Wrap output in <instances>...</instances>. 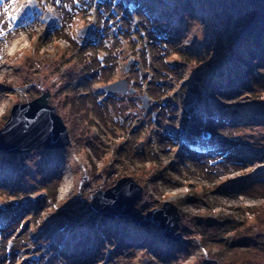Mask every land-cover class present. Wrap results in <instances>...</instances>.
Returning <instances> with one entry per match:
<instances>
[{"label":"rangeland","instance_id":"obj_1","mask_svg":"<svg viewBox=\"0 0 264 264\" xmlns=\"http://www.w3.org/2000/svg\"><path fill=\"white\" fill-rule=\"evenodd\" d=\"M131 1L35 0L21 19L16 10L25 0H0V129L13 105L48 91L70 138L62 148L0 150V264L264 261V252L231 248L257 232L264 239V178H257L264 172V114L249 116L252 98L237 90L242 84L204 95L207 60L182 55L208 41L215 53L214 24L195 0ZM16 37L24 44L11 52ZM255 73L246 77L250 89L264 86V65ZM123 79L134 91L100 90ZM216 104H231L243 122L211 117ZM122 177L143 188L138 213L165 202L178 208L180 240L164 237L157 224L139 234L130 219L88 208L93 193ZM253 177V188L238 184ZM64 184L69 191L61 194ZM208 221L218 226L206 228Z\"/></svg>","mask_w":264,"mask_h":264},{"label":"trees","instance_id":"obj_2","mask_svg":"<svg viewBox=\"0 0 264 264\" xmlns=\"http://www.w3.org/2000/svg\"><path fill=\"white\" fill-rule=\"evenodd\" d=\"M173 2L174 4H180L181 0H173ZM195 3L206 10L205 22L208 25L214 24L212 30L214 32L213 49H215V53L214 55L211 53L212 41H208L201 45L196 53L182 51V55L188 56L190 54L189 56L193 55L200 61L207 60L209 65L205 70L209 76L205 85L209 87V92L204 91V95L207 96V93H209L208 97L212 98L214 92L218 93L221 90L230 93L236 88V84H242L241 89L237 90L241 92L246 89L249 90L247 96L252 98L248 103L249 107L246 106L249 109V116L258 113L264 114V86L250 89V87H247L248 79H246L248 73L258 78L255 70L264 65V0H195ZM190 8L191 10L194 9V3H191ZM197 77L198 80H201L202 75L197 74ZM211 90L213 96L210 94ZM214 106V110L211 109L212 112L209 113L211 117L219 114V116L231 117L236 125L243 122L244 118L234 113L235 108L231 104L221 106L216 104ZM215 116L213 118L217 117ZM262 157H264V154L258 158L262 159ZM263 175L264 172L258 175L257 178H264ZM254 180L257 181L253 177L240 181L238 184L240 187L253 188ZM112 219L113 221H123V219ZM126 221L136 230L141 229L138 230L139 234L145 230L142 226H134L129 220ZM217 224V222L208 221L205 222V227L218 226ZM249 229L242 231L246 232ZM261 235L262 233L257 232L256 237L238 239V241L232 243L231 248L245 247L250 251L255 249L264 252V239ZM251 264H264V261Z\"/></svg>","mask_w":264,"mask_h":264},{"label":"water","instance_id":"obj_3","mask_svg":"<svg viewBox=\"0 0 264 264\" xmlns=\"http://www.w3.org/2000/svg\"><path fill=\"white\" fill-rule=\"evenodd\" d=\"M83 29H87L86 37L89 34L90 25L81 30ZM126 84V80L123 79L103 85L101 90L106 91L107 94L115 92L124 94L134 91L132 87L127 88ZM49 96L50 93L45 91L29 102L13 105L9 119L0 129V150L21 153L41 147L62 148L70 144L67 127L62 117L56 112L55 106L48 103ZM139 97L142 100V106L148 108V96L142 94ZM203 136L207 138L210 133L204 131ZM142 192L143 188L131 177H122L113 186L93 193L88 208L104 217L130 219L137 226L157 224L164 237L175 241L180 240L178 222L181 217L178 208L171 202H165L161 208H154L146 215L140 214L134 208V203ZM0 207L5 208L1 203ZM146 261L147 258L142 264Z\"/></svg>","mask_w":264,"mask_h":264},{"label":"snow or ice","instance_id":"obj_4","mask_svg":"<svg viewBox=\"0 0 264 264\" xmlns=\"http://www.w3.org/2000/svg\"><path fill=\"white\" fill-rule=\"evenodd\" d=\"M58 2V0H57ZM73 3L74 4H77L79 5V0H73ZM35 4V0H25V6L23 9H17V13L20 14V18L22 19L24 15H27L28 12L31 10L32 6ZM50 11V10H49ZM13 22H15L18 17L13 15V16H10L9 17ZM9 31H11V26H9ZM87 31V29H83L81 30V32L79 33L80 37L81 38H86L85 37V32ZM5 35V32L3 30H0V37L4 36ZM77 37H73V39H76ZM15 47V46H13ZM11 54V52L9 53ZM0 62H2V59H0ZM0 112H2V108H0ZM185 191H187V189H185Z\"/></svg>","mask_w":264,"mask_h":264},{"label":"bare ground","instance_id":"obj_5","mask_svg":"<svg viewBox=\"0 0 264 264\" xmlns=\"http://www.w3.org/2000/svg\"><path fill=\"white\" fill-rule=\"evenodd\" d=\"M20 41L21 40L16 37L12 42H10L11 45L8 46V47H10V51L11 52H13L16 49L20 48L22 46V44H24V43H21ZM13 46H15V47H13ZM1 114H2V112L0 113V115ZM65 180H66V182H69L68 175L65 176ZM68 191H69V189H68L67 184H64L62 186V188H61V194H66Z\"/></svg>","mask_w":264,"mask_h":264}]
</instances>
